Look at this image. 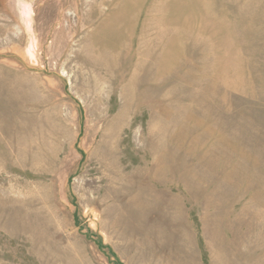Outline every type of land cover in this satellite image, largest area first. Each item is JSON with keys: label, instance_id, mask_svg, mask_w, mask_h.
<instances>
[{"label": "rangeland", "instance_id": "obj_1", "mask_svg": "<svg viewBox=\"0 0 264 264\" xmlns=\"http://www.w3.org/2000/svg\"><path fill=\"white\" fill-rule=\"evenodd\" d=\"M0 264H264V0H0Z\"/></svg>", "mask_w": 264, "mask_h": 264}]
</instances>
